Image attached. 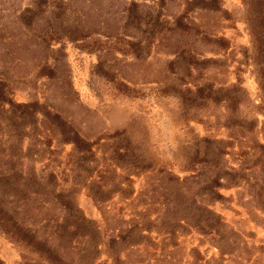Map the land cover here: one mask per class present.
<instances>
[{"label": "rangeland", "instance_id": "374dc122", "mask_svg": "<svg viewBox=\"0 0 264 264\" xmlns=\"http://www.w3.org/2000/svg\"><path fill=\"white\" fill-rule=\"evenodd\" d=\"M0 264H264V0H0Z\"/></svg>", "mask_w": 264, "mask_h": 264}]
</instances>
